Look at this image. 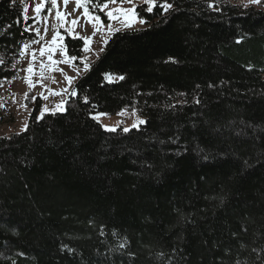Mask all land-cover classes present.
I'll use <instances>...</instances> for the list:
<instances>
[{
	"label": "trees",
	"instance_id": "trees-1",
	"mask_svg": "<svg viewBox=\"0 0 264 264\" xmlns=\"http://www.w3.org/2000/svg\"><path fill=\"white\" fill-rule=\"evenodd\" d=\"M215 1L139 7L64 113L27 99V131L0 138V264H264V10ZM23 11L0 0V84L38 40ZM126 109L146 124L92 116Z\"/></svg>",
	"mask_w": 264,
	"mask_h": 264
},
{
	"label": "rangeland",
	"instance_id": "rangeland-1",
	"mask_svg": "<svg viewBox=\"0 0 264 264\" xmlns=\"http://www.w3.org/2000/svg\"><path fill=\"white\" fill-rule=\"evenodd\" d=\"M39 2L40 0H20L21 5L23 6V10H24L25 5L28 6V13H27L28 19H25V20L35 21L32 25L29 26V28L31 29L29 30V32L36 34L35 29L40 30V35L38 36L36 34L40 43L36 44V43L28 42L30 47L27 50L26 55L22 56L21 60H19V62L17 63L15 67L18 73L17 78L13 80H9V81H4L2 83L3 86L0 87V138L9 137L13 134H20V133L25 132L24 126L25 125L28 126L30 117L33 112V110L27 105V99H25V96H24L25 93H28L29 95L30 94L37 95L43 92L44 95H48L49 99L46 101L41 99V102H42V106L46 104L49 109H54L55 105L59 103L61 100H64L67 103L69 97L72 96L70 93L74 91V87L76 83L79 81L81 77L85 76L90 70L89 69L86 72L83 71V64L81 63V60L83 58L85 57L88 58L90 62V67H91V63L96 62L101 57V55L106 49L107 44L109 43V41L112 39V37L115 34L119 32L143 30L147 27L146 23L140 24L139 22H137L132 27L126 28L124 27L122 20H110L106 15L107 10L101 11L99 8L95 6L96 4L95 2H93L92 4H89V9L93 13V15H99L102 18V16L100 15L101 13L106 17L107 22L103 21L104 26L100 29L99 32H97L93 36V40L90 45L91 51L83 52L82 58L75 61V67L72 65H67L63 63L56 65V67L63 69V72L66 73L68 76L76 77L73 83L69 85L67 83V80L64 78L63 73L50 71L51 62L48 60V53L46 52L44 56L41 57L39 49L44 47L46 44L51 46L50 41L56 30H58L61 33V35L64 37L62 43L66 45L65 35L62 33V31L66 32L69 36L73 38V35L71 34L70 30H73L75 33H78L79 35L92 36L94 29L91 24L87 23L86 17L82 15L83 8H80L79 11H73L76 8L75 0H70V3L68 4L67 8H65L63 4V0H58L59 10L61 12L72 13V15L67 17V22L64 23L63 27H61V22L55 18L56 9L53 8L50 3L46 5L45 9L41 12L40 16L36 17L35 5ZM245 2L246 0H216L215 4L213 5H215V7H219L225 3H230L233 5L239 6L243 9L254 7L257 9L264 10V3H261L259 5L249 4L248 7L245 8L244 7ZM134 3L138 6L136 9L137 12H138L139 7L144 6L143 0H134ZM119 6H122L124 8H129V7H132V4H128V3H124L123 5L110 4L109 9L116 8ZM77 18H79L80 25H86V30H84L80 26H77L75 27V29H73V25L71 24V21ZM108 25H111L113 29H120V31L109 32ZM46 28H47V32L45 33ZM41 36H43L44 39H40ZM74 39H78V38H74ZM103 41H106V43L102 44ZM59 43L60 42L58 41L56 51L52 53V57L54 60L62 61L64 59V56H63L62 49L59 47ZM102 46H103V51H100V48ZM33 52L36 53V57H37L33 65L35 69V75L33 76V80L34 81L39 80L40 72L43 71L44 76H45L44 85L46 86V88L56 90V91L67 88L68 89L67 92H65L61 96H51L49 92L45 90V87H41L39 84H37L35 89L29 88V86L24 80V77L28 75L27 72L24 71V69H26L28 67V64L32 62ZM41 63L45 65L44 69H41L40 67ZM77 69L80 70L79 73ZM52 77H55V80L59 81V83H54L52 80ZM118 77L119 76L112 75V79L111 80L107 79V82L111 84L117 83L121 81L120 79H118ZM38 98L39 96L37 95V99ZM33 102L35 104L36 100ZM25 104L27 105V108L23 107V105ZM121 112H124L125 114L118 115L117 113L116 115H104V116H100L99 120H96V119L94 120L98 124H100L102 127L103 125L116 126L117 131L120 129H123L124 127H129L131 131L139 130L141 127H143L146 124L145 123V124L140 125L139 128L132 127V125L134 123H137L138 120H145L144 118L140 116L137 109H133V110L126 109ZM57 113H60V112H57ZM99 114L100 113H95L92 116L94 117ZM38 115L39 113L37 114V116ZM46 115L48 114H45V116ZM104 131L106 130L104 129ZM106 132H110V131H106ZM110 133H113V132H110Z\"/></svg>",
	"mask_w": 264,
	"mask_h": 264
},
{
	"label": "snow or ice",
	"instance_id": "snow-or-ice-1",
	"mask_svg": "<svg viewBox=\"0 0 264 264\" xmlns=\"http://www.w3.org/2000/svg\"><path fill=\"white\" fill-rule=\"evenodd\" d=\"M93 2H94V0H75L76 8L73 11H79L80 8H83L82 15L84 17H86L87 23L91 24L93 29H94L92 36L79 35L78 33H75L73 30H70L71 34L73 35V38H78V39L83 41V44H84V47L82 48L83 52L91 51L90 45L92 43L93 36L97 32H99L100 29L104 26V22H103L102 18L99 15H93V13L89 9V4H92ZM14 3H15V0H13V4ZM49 3L51 4V6L53 8L56 9L55 18L61 22V27H63L64 23L67 22V17L72 15V13L61 12L59 10L58 0H40V2L35 5L36 17L40 16L41 12L45 9L46 5H48ZM69 3H70V0H63V4H64L65 8H67ZM124 3L132 4V7L124 8L122 6H119L116 8L109 9L110 4L123 5ZM143 3L146 7H144L142 10L146 11L147 13H152L157 6L161 9L162 13H167L170 9L173 8V4L169 3L168 0H160L159 3H158V0H143ZM261 3H264V0H246V2L244 3V7L245 8L248 7L249 4L259 5ZM95 6L97 8H99L101 11L107 10L106 15L110 20H122L123 25L126 28L132 27L137 22H139L140 24L147 23V21L144 20L142 17H140V14L137 12L136 9L138 6L134 3V0H108L107 3L101 2V3L95 4ZM209 7H215V5L210 4ZM27 13H28V6L25 5L24 11H23V16L25 19H28ZM18 23H19V21H18ZM71 24L73 25V29H75V27H77V26H80L84 30H86V25H80L79 18L73 19L71 21ZM26 30H31V29L29 28ZM35 31H36V34L39 36L40 30L35 29ZM108 31L109 32H118V31H120V29H113L111 25H108ZM46 32H47V28L45 29V33ZM40 39H44V37L41 36ZM63 39H64V37L61 35V33L58 30H56L54 32V35L52 36L51 41H50L51 46L46 44L44 47L39 49V52H40L41 57H43L46 52L48 53V60L51 62L50 71L63 73L64 78L67 80V83L69 85H71L73 83L74 79H76V77L68 76L66 73L63 72V69L56 67V65L63 63V64H67V65H72L75 67V61H77L80 58H78L76 56H70L68 54L66 45H64L62 43ZM58 41L60 42L59 47L63 51L64 59L62 61L54 60L52 57V53L54 51H56ZM32 43L39 44L40 41L34 40V41H32ZM103 43H106V41H103L102 44ZM29 47H30V45L28 43H25L23 45L21 52H20V55L25 56ZM100 51H103V46L100 48ZM36 58H37L36 53L33 52L32 53V62H30L28 64V67L26 69H24V71H26L28 74L27 76L24 77V80L27 83V85L29 86V88L35 89L37 84H39L41 87H45V90L48 91L51 96H61L65 92H67L68 91L67 88L61 89L59 91L46 88V86L44 85L45 76H44L43 71L40 72L39 80H37V81L33 80V76L35 75V69H34L33 65H34V62L36 61ZM4 63H5V61L2 58H0V66L4 65ZM81 63L83 64V71L86 72L90 69V62H89L87 57L83 58L81 60ZM15 67H16V65L12 64V68H15ZM40 67H41V69H44L45 65L43 63H41ZM77 71L79 73L80 70L77 69ZM105 79L111 80L112 74H110V73L105 74ZM118 79L124 80L125 77L119 76ZM52 80L54 83H59V81L55 80V77H52ZM2 86L3 85L0 84V87H2ZM70 94L72 96L77 95V93L75 91L71 92ZM37 95L42 100L46 101L49 99V96L44 95L43 92H41ZM37 95H33V96L29 97L28 93L24 94L25 99L31 98L33 101H35L37 99ZM85 102H87V97H85ZM65 105H66V101H64V100H61L59 103H57L55 105L54 109H49L48 106L45 104L42 106L41 109L38 110L39 115L36 117V119L41 120L44 118L45 114H49V113L52 115L57 114V112L62 113L64 111H66ZM23 107L27 108V105L25 104V105H23ZM124 114H125L124 112L118 113V115H124ZM104 115H108V114L107 113H100L99 115L94 116L93 119L99 120L100 116H104ZM145 123H146L145 120H138V122L134 123L132 125V127L133 128H139L140 125L145 124ZM103 127L106 131H110V132L117 131L116 126L103 125ZM24 130L27 131V125L24 126ZM122 131L127 133V132L131 131V129L129 127H124L122 129Z\"/></svg>",
	"mask_w": 264,
	"mask_h": 264
}]
</instances>
